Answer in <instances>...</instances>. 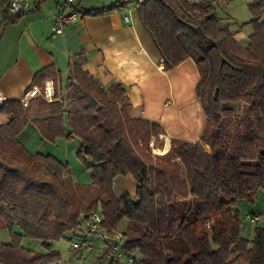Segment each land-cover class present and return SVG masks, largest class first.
<instances>
[{
  "label": "trees",
  "instance_id": "1",
  "mask_svg": "<svg viewBox=\"0 0 264 264\" xmlns=\"http://www.w3.org/2000/svg\"><path fill=\"white\" fill-rule=\"evenodd\" d=\"M121 3L136 8L164 68L186 58L196 64L206 116L200 142L172 139L166 152L153 156L149 144L162 145V127L126 115L132 107L125 87H103L83 69L84 58L70 63L66 107L55 92L44 101V82L54 79L38 75L34 84L43 103L59 112L57 121L32 124L20 100L0 103L7 117L0 123V228L10 233V242L0 243V264H52L51 243L74 235L96 211L109 235L127 220L120 232L131 264H264V228L256 227L251 241L239 238L234 208L264 188V0L248 4L246 46L217 16L214 0H118L102 12ZM34 131L42 141L81 140L77 155L91 171L92 199L83 202L65 178L67 162L30 147ZM39 164L44 173H37ZM128 177L135 194H117L115 179ZM24 238L39 240L47 253L27 249Z\"/></svg>",
  "mask_w": 264,
  "mask_h": 264
},
{
  "label": "crops",
  "instance_id": "2",
  "mask_svg": "<svg viewBox=\"0 0 264 264\" xmlns=\"http://www.w3.org/2000/svg\"><path fill=\"white\" fill-rule=\"evenodd\" d=\"M116 1L82 0L84 13L79 21L59 34L51 31L53 16L60 9L53 0L38 3L6 22L0 33L3 101L26 99L29 91L38 89L34 80L42 74L54 79L55 99H59L65 92L70 63L84 58L83 69L103 87L121 83L137 116L162 127L165 152L172 139L200 142L206 116L197 95L200 76L196 64L186 58L164 68L135 7L125 10L127 20L117 9L102 12ZM1 9L2 0L0 15ZM235 39L244 46L237 35ZM201 144L209 150L208 144ZM121 187L135 194L133 178H125Z\"/></svg>",
  "mask_w": 264,
  "mask_h": 264
},
{
  "label": "rangeland",
  "instance_id": "3",
  "mask_svg": "<svg viewBox=\"0 0 264 264\" xmlns=\"http://www.w3.org/2000/svg\"><path fill=\"white\" fill-rule=\"evenodd\" d=\"M250 0H214V7L217 16L223 20L224 24H227L229 28L236 32V35L240 43L244 46L248 43L249 34L251 28L249 21L251 20V13L248 8ZM43 93V92H42ZM41 89L28 93L26 99L21 101V107L25 110L24 117L26 121L34 124L35 119L41 120L46 117L57 121L58 111H55L54 107L48 106L43 103L41 96ZM68 90L65 91L60 98H62L65 107L67 106ZM37 98V99H35ZM45 99V97H44ZM53 100V99H52ZM44 101H47L46 99ZM126 115L136 119L137 115L133 109H126ZM7 119V118H6ZM5 117L3 114L0 115V123L4 122ZM64 123L66 128H69L67 118L64 117ZM32 128H29V131ZM36 132L32 133L30 141V147L36 146V148L43 149V152H49L61 159V161L67 162L70 168V175L65 178H71L76 185L75 191L83 202H88L93 198L94 192L91 186V171L87 168L83 160L77 155V151L81 148V140L78 137L71 139L67 138H56L54 141L40 140ZM44 143V144H43ZM151 154L153 156L164 153V143L162 145L150 142ZM207 149V146L205 147ZM87 164L91 163L90 160L86 159ZM37 173H44V165L39 164ZM131 178V177H128ZM124 178H116L114 181V190L117 194L125 193L126 191L121 187ZM235 209L239 213L238 231L239 238L251 241L255 235V228H264V188L258 189L253 199H239L234 205ZM250 217H256L257 219L251 221ZM127 224V220H122L118 230L122 231ZM82 233H86L85 220L81 222V228L72 235V238L68 237L59 238L51 243L50 252L57 255L56 261L52 264H109V262L115 257L109 251V245L103 240H100L94 234H86L89 240V249L75 250L72 248V241L75 240L76 236H80ZM10 242V233L6 228H0V243ZM117 245V251L121 252V243L118 239H113L109 242L111 246ZM22 245L27 249L35 253H47V250L42 247L41 242L36 239L24 238ZM49 251V250H48ZM120 264H131L126 255L119 257Z\"/></svg>",
  "mask_w": 264,
  "mask_h": 264
},
{
  "label": "built area",
  "instance_id": "4",
  "mask_svg": "<svg viewBox=\"0 0 264 264\" xmlns=\"http://www.w3.org/2000/svg\"><path fill=\"white\" fill-rule=\"evenodd\" d=\"M43 1L47 0H9L5 8L1 9V15H0V33L3 28V25L6 23V19H14L17 16H19L21 13L28 11L35 7L38 3H41ZM57 1L60 4V9L57 10V12L53 16V22L51 25V31L53 34H59L61 33L65 27L72 25L79 21V19L82 16L81 13V2L82 0H53ZM142 0H137V2H141ZM133 5H126L124 3H121L117 6V10L124 12V19L127 20V16L125 14V10L128 9V7ZM37 90V89H35ZM32 89L30 92L35 91ZM43 96L46 100L51 101L54 97V84L51 79H47L44 82L43 87ZM3 102V97L0 95V103ZM102 214L99 211L92 212L89 214L88 218L85 221L86 225V234H94L96 235L100 240H103L107 245H109V251L115 255L113 258L114 260H118L119 257L126 255L123 250V239L121 232L115 231L111 235H109L105 230L101 227L102 222ZM251 221L256 220V217H250ZM86 234L84 236H78L75 237L72 241V248L75 250H82V249H89V240L86 237ZM113 239H118V241L121 243L122 251H117V245L118 243H115V245L111 246L109 242ZM128 260L132 261V255H126Z\"/></svg>",
  "mask_w": 264,
  "mask_h": 264
}]
</instances>
